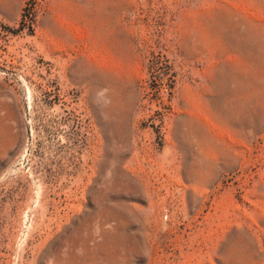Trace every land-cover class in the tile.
Returning <instances> with one entry per match:
<instances>
[{"label": "rangeland", "instance_id": "rangeland-1", "mask_svg": "<svg viewBox=\"0 0 264 264\" xmlns=\"http://www.w3.org/2000/svg\"><path fill=\"white\" fill-rule=\"evenodd\" d=\"M0 264H264V0H0Z\"/></svg>", "mask_w": 264, "mask_h": 264}]
</instances>
